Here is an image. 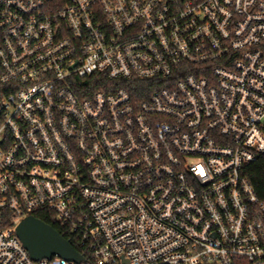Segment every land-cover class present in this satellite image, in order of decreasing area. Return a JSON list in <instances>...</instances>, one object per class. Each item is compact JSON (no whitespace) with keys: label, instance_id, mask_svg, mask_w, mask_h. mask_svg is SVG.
I'll return each mask as SVG.
<instances>
[{"label":"built area","instance_id":"2783aa9c","mask_svg":"<svg viewBox=\"0 0 264 264\" xmlns=\"http://www.w3.org/2000/svg\"><path fill=\"white\" fill-rule=\"evenodd\" d=\"M262 154L264 0H0V264H264Z\"/></svg>","mask_w":264,"mask_h":264},{"label":"water","instance_id":"95a60500","mask_svg":"<svg viewBox=\"0 0 264 264\" xmlns=\"http://www.w3.org/2000/svg\"><path fill=\"white\" fill-rule=\"evenodd\" d=\"M16 235L33 261L58 257L69 262L81 263L85 259L70 242L52 226L27 217L16 227Z\"/></svg>","mask_w":264,"mask_h":264},{"label":"trees","instance_id":"16d2710c","mask_svg":"<svg viewBox=\"0 0 264 264\" xmlns=\"http://www.w3.org/2000/svg\"><path fill=\"white\" fill-rule=\"evenodd\" d=\"M131 93L134 94V89L132 90L129 88ZM245 174L248 177L251 186H253L254 192L256 196L261 200L264 201V154H262L253 164H251L248 168L245 170ZM35 218L52 226L64 239L68 240L70 244L78 251L83 257L88 260V254L85 252L84 249L80 248L66 233L63 231L59 226H57L53 222V218L51 217H44L41 215H35Z\"/></svg>","mask_w":264,"mask_h":264}]
</instances>
